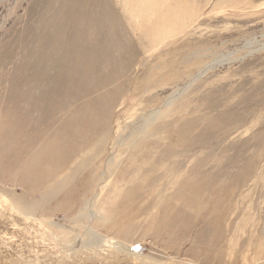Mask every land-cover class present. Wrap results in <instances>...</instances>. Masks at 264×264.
Here are the masks:
<instances>
[{
    "label": "rangeland",
    "instance_id": "374dc122",
    "mask_svg": "<svg viewBox=\"0 0 264 264\" xmlns=\"http://www.w3.org/2000/svg\"><path fill=\"white\" fill-rule=\"evenodd\" d=\"M68 1L0 0V264H264V0H88L102 63L22 112Z\"/></svg>",
    "mask_w": 264,
    "mask_h": 264
},
{
    "label": "bare ground",
    "instance_id": "6f19581e",
    "mask_svg": "<svg viewBox=\"0 0 264 264\" xmlns=\"http://www.w3.org/2000/svg\"><path fill=\"white\" fill-rule=\"evenodd\" d=\"M68 1V0H67ZM88 0H75L72 2V4H69L68 2L66 4H68V6L66 7L67 10V20L69 21L70 24V28L72 27V31L70 36L66 37V38H58V33L56 31L55 34H53L52 38L50 39V37L47 39L50 40V45L52 44V48L55 49V55L51 56L50 52L47 53V50L41 51L42 54V58H41V62L38 61L39 63L37 64V68H38V74L37 76H32L30 79H25L24 84H23V95L21 97V100H19V109L23 112L24 111H28L31 110L35 107H39V108H43V107H47L49 108V106L53 103L54 99H52V89L54 86L58 85L59 89H67V87L70 84H75V82L79 83L81 85V83H83V78H84V71L85 68L93 66V67H98L100 66V64L102 63L103 60V54L100 55L98 53H95V51L97 50V45L100 46V38L98 37H93L92 35L89 36L86 35V29H89L90 27V23H96L95 27H98L101 23H103L102 21L105 20L106 18L111 17L110 13L105 15L102 14L101 12L98 13V15H96L94 17V20L92 18V16L87 17V15H85V12L89 6L90 7H94L95 5H87L85 4ZM100 1V0H99ZM104 1V0H103ZM107 1V0H106ZM110 1V0H109ZM125 0H123L124 2ZM127 1V0H126ZM94 2V1H93ZM96 2V1H95ZM122 2V3H123ZM128 2V1H127ZM63 3V2H62ZM101 3V2H100ZM105 3V2H104ZM103 3V4H104ZM85 4V5H84ZM93 4V3H92ZM103 4L101 5L103 7ZM127 4V3H126ZM109 5V3H108ZM125 5V4H122ZM101 6L99 8H101ZM104 6H107L104 4ZM127 7V6H126ZM125 8V7H124ZM126 9V8H125ZM90 10V9H88ZM113 11V9H112ZM112 11L111 14H112ZM66 12V11H65ZM64 12V13H65ZM94 13V12H93ZM60 14V13H59ZM66 14V13H65ZM88 14V13H87ZM90 14V13H89ZM64 15V14H63ZM91 15V14H90ZM58 16V15H56ZM53 17V16H52ZM58 18V17H57ZM112 19H114L112 17ZM59 20V19H58ZM110 20V19H109ZM47 22V21H46ZM57 23H59L58 21H56ZM108 22V20H107ZM106 22V23H107ZM56 23V24H57ZM67 23V22H66ZM65 23V24H66ZM110 23V22H108ZM114 23V22H113ZM68 24V23H67ZM66 24V26H67ZM115 24V23H114ZM58 25V24H57ZM56 25V26H57ZM60 25V23H59ZM58 25V27H59ZM94 26V25H93ZM106 26V25H105ZM109 26V25H108ZM113 24L111 23L109 27H112ZM57 27V30H58ZM63 27V26H62ZM62 27H60V31L62 29ZM102 27V26H101ZM115 27V26H114ZM112 29V28H111ZM115 30V29H114ZM64 31V30H63ZM62 31V34H63ZM93 31L95 32V30L93 29ZM97 31V29H96ZM111 31V30H110ZM113 31V30H112ZM116 31V30H115ZM106 32V31H105ZM70 33V32H69ZM93 33V32H92ZM103 33V32H102ZM101 33V34H102ZM107 33V32H106ZM61 34V32H60ZM59 34V37H60ZM65 34V32H64ZM91 34V32H90ZM96 34V33H95ZM112 34V33H111ZM116 34V33H115ZM67 35V34H66ZM101 36V35H99ZM106 36H109V34ZM110 37V36H109ZM37 38V37H36ZM116 39V37H114ZM107 39V38H106ZM36 40V39H35ZM104 40V38H103ZM108 40V39H107ZM110 40V39H109ZM114 40V39H113ZM40 43V40H39ZM104 44V43H103ZM49 45V46H50ZM105 45V44H104ZM113 46V44H112ZM33 47V46H32ZM37 47V46H36ZM62 47L64 48V52L62 51ZM110 47V46H109ZM113 48V47H111ZM109 49V48H108ZM32 50V49H31ZM30 50V51H31ZM38 50H39V46H38ZM36 51V49H35ZM37 52V51H36ZM111 52H113V49H111ZM37 54V53H36ZM35 54V55H36ZM38 55V54H37ZM36 55V56H37ZM112 56V55H110ZM38 57V56H37ZM37 59V58H36ZM110 59V58H109ZM39 60V59H37ZM48 60V61H47ZM32 62V60H31ZM30 62V63H31ZM35 63H37L35 61ZM108 62H106L107 64ZM33 64V63H32ZM52 69L54 70L53 73H51ZM47 79V82H45V80ZM49 80V81H48ZM65 84V87L63 86ZM56 102V99H55ZM110 102V101H109ZM108 105V104H107ZM110 106V105H109ZM83 120V119H81ZM75 126V123H71L69 125V127H67V135L69 134V136L72 138L74 136H76V132L73 129V127ZM65 137V134H64ZM56 140L54 141V145H57V142L59 141L58 137H55ZM54 138V139H55ZM59 144V143H58ZM53 145V147H54ZM55 145V146H56ZM62 146V145H61ZM61 146H57L55 151L59 152V153H64L66 152V150H64L63 148H61ZM53 147L51 146V148L53 149ZM70 155H73L77 150V143H73L72 146H67ZM49 148V147H48ZM55 149V148H54ZM48 151V150H47ZM89 153V152H88ZM55 154V152H54ZM68 154V153H67ZM56 155V154H55ZM64 155V154H63ZM84 155V154H83ZM81 157V156H80ZM86 157V155H85ZM84 157V158H85ZM44 158V157H43ZM66 158V157H65ZM77 159V157H75ZM58 159V158H57ZM75 159V161H76ZM63 160V159H62ZM79 161V159H78ZM84 161V159H83ZM59 162V161H57ZM72 162V161H71ZM75 163V162H74ZM50 164V163H49ZM81 164V162H80ZM55 165V164H54ZM72 166V165H70ZM81 165H78V167ZM55 167V166H54ZM66 167V166H65ZM78 167H76L78 169ZM68 168V167H67ZM75 168V169H76ZM64 169V168H63ZM62 169V170H63ZM72 169V168H71ZM76 169V170H77ZM56 170V169H55ZM52 171V170H51ZM64 171V170H63ZM78 171V170H77ZM76 171V172H77ZM58 172V171H57ZM62 172V171H60ZM72 172V171H71ZM75 172V174H76ZM68 174V173H67ZM55 175V174H54ZM58 175V174H56ZM55 175V176H56ZM66 179V177H65ZM51 180V179H50ZM82 180V179H81ZM80 180V181H81ZM84 180V179H83ZM64 181V180H63ZM62 181V182H63ZM89 182V181H88ZM79 183V182H78ZM76 184V183H75ZM82 184V182H81ZM80 184V185H81ZM66 185V184H65ZM78 186V185H77ZM76 186V189H77ZM88 186V185H87ZM51 187V186H50ZM69 188V186H68ZM87 188V187H86ZM71 189V187H70ZM53 191V190H52ZM66 191V190H65ZM80 191V190H79ZM67 192V191H66ZM64 192V193H66ZM70 192V191H69ZM40 193V192H39ZM77 193V192H76ZM68 194V193H67ZM80 194V193H78ZM41 195V193H40ZM73 197V196H72ZM69 198V197H68ZM71 198V196H70ZM44 200V199H43ZM42 200V202H43ZM41 202V201H40ZM38 203V202H37ZM36 205V204H35ZM37 206V205H36ZM42 206V205H40ZM56 208V207H55Z\"/></svg>",
    "mask_w": 264,
    "mask_h": 264
}]
</instances>
